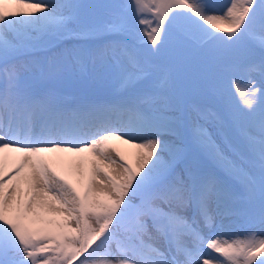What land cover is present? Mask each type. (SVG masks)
I'll use <instances>...</instances> for the list:
<instances>
[{"label":"snow or ice","instance_id":"6c2138e0","mask_svg":"<svg viewBox=\"0 0 264 264\" xmlns=\"http://www.w3.org/2000/svg\"><path fill=\"white\" fill-rule=\"evenodd\" d=\"M0 264H264V0H0Z\"/></svg>","mask_w":264,"mask_h":264},{"label":"rangeland","instance_id":"374dc122","mask_svg":"<svg viewBox=\"0 0 264 264\" xmlns=\"http://www.w3.org/2000/svg\"><path fill=\"white\" fill-rule=\"evenodd\" d=\"M218 2H220V3H224L225 0L218 1ZM62 83H69V80H68V79H65V80L62 81ZM240 227H242V226H236V227H234V228H232V229H228V230H227V234L231 236V235H233V234H241V233H243L242 231H238V229H239ZM247 231H249V230H247ZM244 232H245V231H244Z\"/></svg>","mask_w":264,"mask_h":264},{"label":"bare ground","instance_id":"6f19581e","mask_svg":"<svg viewBox=\"0 0 264 264\" xmlns=\"http://www.w3.org/2000/svg\"><path fill=\"white\" fill-rule=\"evenodd\" d=\"M46 83H48L49 86H54V87H56L53 81H51V82H46ZM56 88H57V87H56ZM59 90H60V89H59ZM63 93L66 94V95H68V96H70L67 92H63ZM76 96H79V95L70 96V97H76Z\"/></svg>","mask_w":264,"mask_h":264}]
</instances>
